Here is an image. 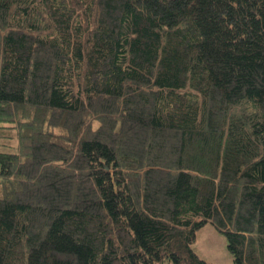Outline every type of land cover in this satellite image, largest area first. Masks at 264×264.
I'll return each instance as SVG.
<instances>
[{"label": "trees", "instance_id": "16d2710c", "mask_svg": "<svg viewBox=\"0 0 264 264\" xmlns=\"http://www.w3.org/2000/svg\"><path fill=\"white\" fill-rule=\"evenodd\" d=\"M206 222L264 264V0H0V264H212Z\"/></svg>", "mask_w": 264, "mask_h": 264}, {"label": "rangeland", "instance_id": "374dc122", "mask_svg": "<svg viewBox=\"0 0 264 264\" xmlns=\"http://www.w3.org/2000/svg\"><path fill=\"white\" fill-rule=\"evenodd\" d=\"M191 246L201 258L212 264H234L225 236L211 222L197 230Z\"/></svg>", "mask_w": 264, "mask_h": 264}]
</instances>
